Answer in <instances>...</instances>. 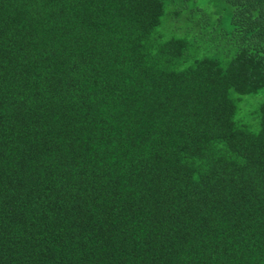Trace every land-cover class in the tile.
Listing matches in <instances>:
<instances>
[{"label":"trees","instance_id":"trees-1","mask_svg":"<svg viewBox=\"0 0 264 264\" xmlns=\"http://www.w3.org/2000/svg\"><path fill=\"white\" fill-rule=\"evenodd\" d=\"M261 93L264 0H0V264H264Z\"/></svg>","mask_w":264,"mask_h":264},{"label":"rangeland","instance_id":"rangeland-1","mask_svg":"<svg viewBox=\"0 0 264 264\" xmlns=\"http://www.w3.org/2000/svg\"><path fill=\"white\" fill-rule=\"evenodd\" d=\"M175 25L178 26L179 24H175ZM166 31L169 35L173 34L174 36H177V37L185 35L183 30H179V28L176 30L175 28L172 29L168 27ZM245 101L246 102L242 105V111L244 115L243 117L246 120H250L251 116H253L251 111L254 108H256L262 101H264V93L246 97Z\"/></svg>","mask_w":264,"mask_h":264}]
</instances>
